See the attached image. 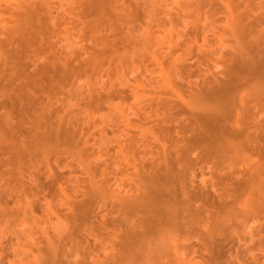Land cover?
Instances as JSON below:
<instances>
[{"label": "rangeland", "instance_id": "obj_1", "mask_svg": "<svg viewBox=\"0 0 264 264\" xmlns=\"http://www.w3.org/2000/svg\"><path fill=\"white\" fill-rule=\"evenodd\" d=\"M0 264H264V0H0Z\"/></svg>", "mask_w": 264, "mask_h": 264}]
</instances>
